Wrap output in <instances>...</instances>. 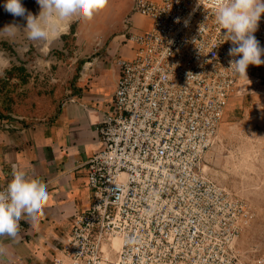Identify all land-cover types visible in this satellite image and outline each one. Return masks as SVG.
I'll list each match as a JSON object with an SVG mask.
<instances>
[{"label":"built area","instance_id":"obj_1","mask_svg":"<svg viewBox=\"0 0 264 264\" xmlns=\"http://www.w3.org/2000/svg\"><path fill=\"white\" fill-rule=\"evenodd\" d=\"M219 2L134 0L133 14L153 29L136 34L124 21L137 47L116 60V92L97 128L102 147L85 167L91 202L52 264H258L238 249L242 207L204 171L239 81L227 71L234 45H219ZM255 36L264 48V18ZM24 126L16 113L0 117V131Z\"/></svg>","mask_w":264,"mask_h":264},{"label":"crops","instance_id":"obj_2","mask_svg":"<svg viewBox=\"0 0 264 264\" xmlns=\"http://www.w3.org/2000/svg\"><path fill=\"white\" fill-rule=\"evenodd\" d=\"M148 1L160 4L164 0ZM133 2L108 0L91 20L74 24L69 35L64 32L65 42L73 38L77 52L76 62L65 64L69 87L64 89L62 106H56L52 96L55 88L49 93L35 91L30 76L14 69V59L0 74V82L8 86L2 88L0 101L5 114H15L25 98L29 106L37 99L48 105L53 101L58 112L51 121L16 113L23 117V130L0 131V188L7 186L15 172H21L30 184H42L50 192L38 227L25 222L12 245L0 241V264H52L57 247L72 228L73 216L89 207L92 192L87 187L85 167L102 147L97 128L110 111L116 92L120 76L116 60L132 59L137 47L124 37V21L131 17L136 34L148 33L154 25L152 19L133 14ZM81 32L85 37L80 38ZM6 77L10 79L5 81Z\"/></svg>","mask_w":264,"mask_h":264},{"label":"rangeland","instance_id":"obj_3","mask_svg":"<svg viewBox=\"0 0 264 264\" xmlns=\"http://www.w3.org/2000/svg\"><path fill=\"white\" fill-rule=\"evenodd\" d=\"M22 3L29 13L39 15L41 8L37 0H22ZM3 4L4 0H0V29L16 25L20 31L14 30L11 36L0 35V74L14 59V69L20 73L24 70L40 94L49 93L53 88H68L66 65L76 62L77 46L73 38L65 42L63 32L54 41L29 40L23 32L26 17L13 16L5 11ZM82 22L73 23L65 33L71 34V27ZM83 28L85 31L86 27ZM85 35L81 32L80 38ZM247 76L239 77L205 166L209 168V177L242 207L245 225L238 249L243 258L250 263L264 264V65L249 66ZM2 87L0 82V101Z\"/></svg>","mask_w":264,"mask_h":264},{"label":"clouds","instance_id":"obj_4","mask_svg":"<svg viewBox=\"0 0 264 264\" xmlns=\"http://www.w3.org/2000/svg\"><path fill=\"white\" fill-rule=\"evenodd\" d=\"M37 3L41 8L38 16L29 13L22 0H4L3 7L15 17H26L23 32L29 40L54 41L73 23L91 20L107 6L108 0H37ZM214 17L223 41L219 45L231 41L234 46L229 55L238 57L229 61L227 71L244 78L248 77L249 66L264 65V48L255 36L264 18V0H220ZM14 30L20 31L16 25H6L0 29V35L11 36ZM196 42L193 38V43ZM49 199L50 192L42 184H30L23 173L15 172L7 186L0 189V241L12 245L25 222L38 227Z\"/></svg>","mask_w":264,"mask_h":264},{"label":"trees","instance_id":"obj_5","mask_svg":"<svg viewBox=\"0 0 264 264\" xmlns=\"http://www.w3.org/2000/svg\"><path fill=\"white\" fill-rule=\"evenodd\" d=\"M68 41V40H67ZM81 63V61L79 62ZM80 66V65H78ZM24 71V70H23ZM22 71V72H23ZM9 76H11L9 74ZM8 80L10 79V77H6L5 80ZM5 88H8V86H4L3 85V89ZM63 93H64V90L63 89H58V88H55L52 92V96L53 98H55L56 100V106L60 107L62 106V102L61 99H62V96H63ZM12 98V97H11ZM37 98H38V95H37ZM27 98H25L23 101H22V105H20V107H17L15 109L16 113L17 114H21L23 116H29L31 119L33 120H36V119H41V118H47L48 120H52L54 117H56V115L58 114L57 112V109H55L53 107L54 105V102L52 101L51 104H44L42 103V101H39L38 99L35 101V103L33 104V106H29L27 105ZM8 100V99H7ZM11 102V101H10ZM12 102H15L14 100H12ZM7 114H5L4 111L0 110V117H6Z\"/></svg>","mask_w":264,"mask_h":264},{"label":"bare ground","instance_id":"obj_6","mask_svg":"<svg viewBox=\"0 0 264 264\" xmlns=\"http://www.w3.org/2000/svg\"><path fill=\"white\" fill-rule=\"evenodd\" d=\"M67 30H68V29H67ZM67 30H66V31H67ZM64 32H65V31H64ZM204 171H205L206 173H208V172H209V168H208L207 166H205V167H204ZM120 242H121V241H120L119 239H115V240H114V246H115L116 249H118V248L120 247Z\"/></svg>","mask_w":264,"mask_h":264}]
</instances>
